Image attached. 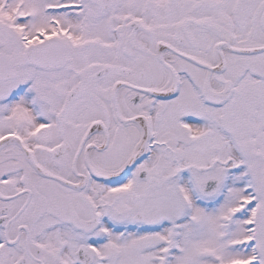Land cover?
Wrapping results in <instances>:
<instances>
[{
  "label": "snow or ice",
  "instance_id": "1",
  "mask_svg": "<svg viewBox=\"0 0 264 264\" xmlns=\"http://www.w3.org/2000/svg\"><path fill=\"white\" fill-rule=\"evenodd\" d=\"M0 264H264V0H0Z\"/></svg>",
  "mask_w": 264,
  "mask_h": 264
}]
</instances>
